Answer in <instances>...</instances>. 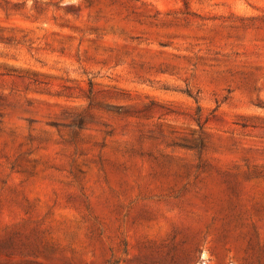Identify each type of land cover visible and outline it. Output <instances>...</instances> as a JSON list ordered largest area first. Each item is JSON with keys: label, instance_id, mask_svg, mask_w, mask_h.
I'll list each match as a JSON object with an SVG mask.
<instances>
[{"label": "rangeland", "instance_id": "1", "mask_svg": "<svg viewBox=\"0 0 264 264\" xmlns=\"http://www.w3.org/2000/svg\"><path fill=\"white\" fill-rule=\"evenodd\" d=\"M0 264H264V0H0Z\"/></svg>", "mask_w": 264, "mask_h": 264}]
</instances>
